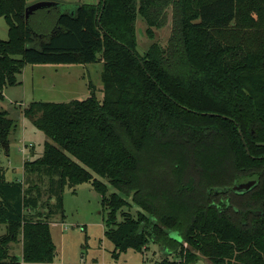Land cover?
<instances>
[{"label":"trees","instance_id":"1","mask_svg":"<svg viewBox=\"0 0 264 264\" xmlns=\"http://www.w3.org/2000/svg\"><path fill=\"white\" fill-rule=\"evenodd\" d=\"M35 1L0 0V98L27 64L98 59L104 96L24 108L51 139L23 179L0 159V264H51V218L64 219L65 188L87 181L108 209L114 257L153 239L183 263L264 264V0H98L53 13L58 2L27 18ZM140 18L152 40L142 53ZM15 129L0 105V154ZM19 241L22 261L10 252Z\"/></svg>","mask_w":264,"mask_h":264},{"label":"rangeland","instance_id":"2","mask_svg":"<svg viewBox=\"0 0 264 264\" xmlns=\"http://www.w3.org/2000/svg\"><path fill=\"white\" fill-rule=\"evenodd\" d=\"M59 2L61 3L59 7L52 9L53 13L70 9L75 2L96 3L98 0H61ZM146 27V23H143V19L140 18L137 22L140 53L144 52L152 41L146 33ZM171 29L172 14L170 13L167 25L162 29H156L155 39L164 44ZM0 37L8 39V24L4 17H0ZM102 71L103 63L100 59L87 64H27L18 74V83L5 86L0 105L16 122V129L10 135V152L0 154L8 179H23L25 177L24 161L41 156L45 141L51 139L25 116L24 108L31 102L39 100H83L93 92L99 98H103ZM102 180L108 183L107 179L102 178ZM41 184L43 186V183ZM113 191L118 190L111 186L108 194ZM46 199L47 194L43 193L41 201ZM102 199V194L93 187L90 181L82 182L76 187L65 188L64 219L56 215L51 218L50 223L56 245V256L51 264H210L202 257L195 263H183L178 253L163 248L153 239L150 240L144 252L129 248L119 253L118 257H114V243L106 236L105 219L108 209L103 205ZM128 200L132 202L131 197ZM131 209L128 206L123 207L124 211L131 210L134 214L140 208L132 205ZM122 218L120 212L118 220ZM5 231L6 226L0 225V235ZM171 236L179 241L183 240L179 232H171ZM22 248L20 241L15 242L11 248L12 253H15L21 261ZM22 264L38 263L22 261Z\"/></svg>","mask_w":264,"mask_h":264},{"label":"water","instance_id":"3","mask_svg":"<svg viewBox=\"0 0 264 264\" xmlns=\"http://www.w3.org/2000/svg\"><path fill=\"white\" fill-rule=\"evenodd\" d=\"M59 2V0H37L33 3H31L27 9H26V17L28 18L29 15L35 11L38 8H42V7H46V6H50L53 4H57ZM253 181H248L246 183H241V184H235L234 189L240 192L246 191L248 190L251 185H252Z\"/></svg>","mask_w":264,"mask_h":264},{"label":"crops","instance_id":"4","mask_svg":"<svg viewBox=\"0 0 264 264\" xmlns=\"http://www.w3.org/2000/svg\"><path fill=\"white\" fill-rule=\"evenodd\" d=\"M10 180V179H9ZM6 232V231H5ZM13 245V244H12ZM11 248H12V246H11ZM10 252H11V254H15V253H12V250H10ZM16 255V254H15Z\"/></svg>","mask_w":264,"mask_h":264},{"label":"flooded vegetation","instance_id":"5","mask_svg":"<svg viewBox=\"0 0 264 264\" xmlns=\"http://www.w3.org/2000/svg\"><path fill=\"white\" fill-rule=\"evenodd\" d=\"M37 1V0H36ZM63 1V0H62ZM254 182V181H253ZM246 183V182H245ZM241 184V183H240Z\"/></svg>","mask_w":264,"mask_h":264}]
</instances>
